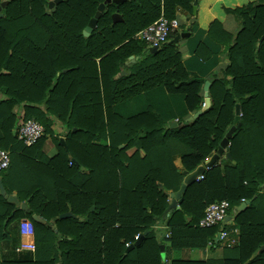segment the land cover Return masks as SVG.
I'll use <instances>...</instances> for the list:
<instances>
[{
	"label": "trees",
	"instance_id": "1",
	"mask_svg": "<svg viewBox=\"0 0 264 264\" xmlns=\"http://www.w3.org/2000/svg\"><path fill=\"white\" fill-rule=\"evenodd\" d=\"M49 1L9 0L0 11V150L9 152L0 180L6 195L28 209L0 197V245L15 221L32 224L34 245L33 252L0 258V264H264V0L221 3L238 32L227 34L219 19L209 24L207 34L224 47L227 64L210 82V107L190 122L202 107L205 80L185 71L170 42L177 29L156 52L136 36L161 15L176 19L178 10L194 17L195 26L194 0L106 4L88 37L82 31L106 0H62L50 10ZM113 14L121 22H113ZM157 96L165 98L160 107ZM139 99L146 102L137 112H119ZM236 105L240 125L229 139L230 159L205 170L183 192L179 209L163 219L168 194L179 189L183 172L216 151ZM28 120L43 129L31 147L12 136ZM57 123L67 152L52 132ZM47 138L56 147L52 157L42 152ZM220 201L229 204L227 216L248 204L229 228L228 222L200 228L205 208ZM64 214L71 216L60 219ZM157 226L169 228L170 251L208 242L215 249L221 230H235L237 243L223 246L219 261L165 263ZM138 235L139 245L124 254Z\"/></svg>",
	"mask_w": 264,
	"mask_h": 264
},
{
	"label": "crops",
	"instance_id": "2",
	"mask_svg": "<svg viewBox=\"0 0 264 264\" xmlns=\"http://www.w3.org/2000/svg\"><path fill=\"white\" fill-rule=\"evenodd\" d=\"M248 0H198L197 7H196V25L191 26L194 22V17H190L187 12L178 10L175 13V18L178 22L177 32L178 34L181 33H188V37L181 39L178 41L177 46L179 53L182 55V65L189 75H195L201 79H204L205 82L212 81L214 76H219L221 70L226 66L227 59L226 54L224 51V47L210 38L207 34V29L209 24L212 22L213 19H219L221 22L222 29L227 33L232 35V37L238 32L237 24L232 17V15H222L220 12V5L223 2L230 3L232 5H238L245 3ZM179 27L180 28L179 30ZM187 30H189L187 32ZM198 47L201 49H198ZM133 59V58H132ZM136 58H134L131 63H134ZM124 72V71H122ZM203 96V90H202ZM158 107L161 106L164 97L157 96L156 98ZM154 100V99H153ZM146 102L145 99L139 100H130L123 104V108L119 111L121 114H129L126 110H130L134 106V108L139 109L142 105ZM166 104H172V102L168 103L165 100ZM155 104V100L153 102ZM139 107V108H138ZM52 132L54 136L62 138L60 135L62 133L60 125L57 123L55 126H52ZM59 138V139H60ZM101 145H107L106 142H101ZM42 152L46 157H52L56 154V147L54 144L49 140L46 139L43 147ZM132 150L128 152L131 154ZM34 156H37L35 154ZM221 165L226 164V162L220 161ZM174 165L180 168V164L178 160H175ZM172 193V192H170ZM169 193V194H170ZM168 194V195H169ZM170 202V201H168ZM248 203V202H247ZM21 222V221H20ZM19 221H15L11 223L8 227L10 229V236L15 241L13 250L17 248L16 246L20 244L23 240V237L20 235L19 232ZM232 218L228 222V228L232 225ZM156 234L157 239L163 244L161 247V251L164 250V260L165 263H169L171 259L177 258L182 260H197V261H219L222 258V243L215 249H211L210 245H207L205 248L199 249H182L180 251H170L168 249L169 242L168 238L170 236V230L166 226H157ZM217 235V234H216ZM218 242V241H217ZM3 244V243H1ZM16 247V248H15ZM15 253V252H14ZM16 254V253H15ZM192 256V257H189ZM17 256H14L15 258ZM195 257V258H194ZM0 258H6L11 260L7 256V254L2 253L1 245H0Z\"/></svg>",
	"mask_w": 264,
	"mask_h": 264
},
{
	"label": "water",
	"instance_id": "3",
	"mask_svg": "<svg viewBox=\"0 0 264 264\" xmlns=\"http://www.w3.org/2000/svg\"><path fill=\"white\" fill-rule=\"evenodd\" d=\"M9 0L3 1L0 3V11L2 8H4L6 6V4L8 3ZM62 0H52L49 1L48 3V9H52L54 5L60 3ZM125 0H106L104 3L98 5L96 13L94 15V17L92 19L89 20V22L87 23L86 27L84 28V30L82 31V35L83 37H88L89 34L93 31V29L96 26L97 20L100 18L101 14L103 13L104 9H105V5L106 4H114V5H118L120 3H123ZM196 3L197 0H194L193 5H192V11L193 13L196 10ZM2 15L0 14V17ZM112 21L113 22H121V18L118 14H113L112 15ZM188 37V33H181L176 35L173 39H171V43L173 44H177L179 40L184 39ZM264 40V35L260 38L259 41H263ZM149 52H156L157 49L156 48H150L148 49ZM133 59L130 57L129 61H132ZM126 74L125 72H121L120 75H124ZM208 88H209V83L205 82L203 84L202 90H203V103H202V107L199 111L195 112L192 116L188 117L186 119V122H190L194 119H196L198 116H200L203 112H205L209 107H210V99L208 96ZM239 118H240V110H239V105L235 106V110H234V120L232 123V126L229 128V130L227 131V133L225 134L224 138L220 141L216 151L207 159L203 162V164L197 166L191 173H186L183 172V179L182 182L179 186V189L174 192V193H170L168 195V198L170 200L169 204L167 205V207L165 208L164 212H163V216L162 218L165 219L173 210H178L179 209V204L181 202V196L183 194V192L186 190V188L188 186H190L191 184H193L195 181H197V178L202 176L203 173L205 172V170H207L208 168L212 167L217 161H219V159L221 157L229 160L230 159V155L228 153V146H229V139L231 137V135L234 133L235 129L237 127H239ZM170 127H175V123H169ZM15 132L16 131H12V136H15ZM58 143L64 148V150L67 152L66 150V145H65V141L63 138H60ZM73 162V161H72ZM0 197L6 199V201L12 205H14L16 208L20 209L22 212L26 213L28 211L27 206L24 203H19V201L17 200V198L14 195H6V192L1 184V180H0ZM247 202H243L241 203L238 207H236L235 209H233L230 212V215L227 216L225 218V222H229L231 220V218L238 212L242 211L243 209L246 208L247 206ZM94 207L91 208V210L93 211ZM70 214H64L61 215L59 218H67L70 217ZM32 220L37 223V224H45V222L38 218L37 216H32ZM142 235H138L137 238L135 239L134 243L131 245H128V247H126L124 254L128 253L130 250H132L134 247L138 246L140 243V240L142 239ZM218 241V234L215 236V242ZM264 249V245L261 246V250Z\"/></svg>",
	"mask_w": 264,
	"mask_h": 264
},
{
	"label": "built area",
	"instance_id": "4",
	"mask_svg": "<svg viewBox=\"0 0 264 264\" xmlns=\"http://www.w3.org/2000/svg\"><path fill=\"white\" fill-rule=\"evenodd\" d=\"M178 27L176 19L167 20L162 15L151 25L142 30L136 37L143 41L148 49L156 48L157 50L168 41L170 33L174 32ZM17 141L25 147H31L43 136V129L40 124L34 120L26 121L15 132ZM9 166V152L0 150V173L5 171ZM203 175L197 178V181L202 180ZM229 210V204L226 201H220L208 205L204 210V215L200 219L198 225L200 228H212L225 224V218ZM20 235L25 239L16 249V253L33 252L34 245L29 242V238L33 234L32 224L28 221H21L19 223ZM235 230L219 231L218 242L223 246L231 247L237 243L235 237ZM231 235H233L231 237ZM211 243L208 242V245ZM128 247V244H126Z\"/></svg>",
	"mask_w": 264,
	"mask_h": 264
},
{
	"label": "rangeland",
	"instance_id": "5",
	"mask_svg": "<svg viewBox=\"0 0 264 264\" xmlns=\"http://www.w3.org/2000/svg\"><path fill=\"white\" fill-rule=\"evenodd\" d=\"M119 110H120V108H119ZM126 111L129 114L137 112V110H136V108H134V106L132 108H130V110H126ZM220 161L226 162V160L223 158ZM14 224L15 223H13V225ZM9 232H10V229H9ZM23 240H24V238H23ZM2 243H3V244H1L2 253L7 254V256H9L10 258H13L14 256H16L15 255L16 252L13 250V248H14L13 246H14L15 241L12 239V237H10L8 240L3 241ZM21 253H24V252H21ZM21 253H16V254H21ZM161 255L164 256V253H162ZM189 257H192V256L189 255Z\"/></svg>",
	"mask_w": 264,
	"mask_h": 264
}]
</instances>
